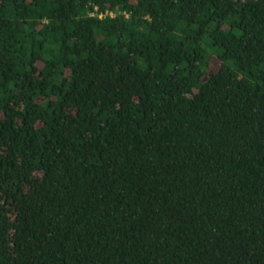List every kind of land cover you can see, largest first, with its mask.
Masks as SVG:
<instances>
[{"label": "trees", "instance_id": "trees-1", "mask_svg": "<svg viewBox=\"0 0 264 264\" xmlns=\"http://www.w3.org/2000/svg\"><path fill=\"white\" fill-rule=\"evenodd\" d=\"M0 264H264V0H0Z\"/></svg>", "mask_w": 264, "mask_h": 264}, {"label": "built area", "instance_id": "built-area-1", "mask_svg": "<svg viewBox=\"0 0 264 264\" xmlns=\"http://www.w3.org/2000/svg\"><path fill=\"white\" fill-rule=\"evenodd\" d=\"M111 14V13H110Z\"/></svg>", "mask_w": 264, "mask_h": 264}]
</instances>
